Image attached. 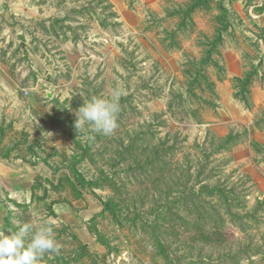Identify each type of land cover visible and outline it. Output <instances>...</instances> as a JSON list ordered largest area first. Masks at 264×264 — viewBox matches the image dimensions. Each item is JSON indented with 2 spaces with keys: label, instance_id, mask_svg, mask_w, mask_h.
Returning <instances> with one entry per match:
<instances>
[{
  "label": "rangeland",
  "instance_id": "rangeland-1",
  "mask_svg": "<svg viewBox=\"0 0 264 264\" xmlns=\"http://www.w3.org/2000/svg\"><path fill=\"white\" fill-rule=\"evenodd\" d=\"M260 1L0 0V160L34 171L0 231L50 220L39 264H264ZM117 85L115 131H77Z\"/></svg>",
  "mask_w": 264,
  "mask_h": 264
},
{
  "label": "clouds",
  "instance_id": "clouds-1",
  "mask_svg": "<svg viewBox=\"0 0 264 264\" xmlns=\"http://www.w3.org/2000/svg\"><path fill=\"white\" fill-rule=\"evenodd\" d=\"M123 90L117 85L109 97L92 96L76 111L75 129L110 135L118 127L120 99ZM10 235L0 231V264H39L46 253L58 252L54 228L50 220L42 223L18 224Z\"/></svg>",
  "mask_w": 264,
  "mask_h": 264
},
{
  "label": "crops",
  "instance_id": "crops-1",
  "mask_svg": "<svg viewBox=\"0 0 264 264\" xmlns=\"http://www.w3.org/2000/svg\"><path fill=\"white\" fill-rule=\"evenodd\" d=\"M262 3L263 0H261L257 6H261ZM256 17L262 20V26L264 27V11L258 12V15H256ZM231 72H233V74L235 75L240 74V71H238V69L236 70L235 68ZM235 101H237V103L241 106L243 110L250 111V108L244 106L241 101H239L238 99ZM247 122H249V126L247 129V132H249L250 134L249 138H251V134H253L254 132H260V134L262 132L264 133V131H260V129L255 126L254 119H248ZM33 177L34 171H24L20 168L10 167L5 162L0 160V227L2 226V224H4V220L7 216L5 213V208H3L2 206L3 198H6L7 196H15L18 195L20 192L28 190L29 186L33 181ZM262 197H264V195Z\"/></svg>",
  "mask_w": 264,
  "mask_h": 264
},
{
  "label": "trees",
  "instance_id": "trees-1",
  "mask_svg": "<svg viewBox=\"0 0 264 264\" xmlns=\"http://www.w3.org/2000/svg\"><path fill=\"white\" fill-rule=\"evenodd\" d=\"M258 8V7H257ZM258 11H264V0H263V3H262V5H261V7H260V9L258 8L257 9ZM204 41H206V39H204ZM211 42V44H210V47L212 48V52H215V53H219L218 55H219V58L223 61V63L225 64V61H224V59H223V56H221V49H219V46H220V44L222 43V39H214V38H212V40L210 41ZM211 53V51H206L205 53H204V55H209ZM218 58V59H219ZM206 59H207V57H206ZM219 59V60H220ZM189 75V74H188ZM195 80V79H194ZM212 93H214L215 94V92H212ZM244 95H246V92H244ZM234 96H235V98L236 99H238L239 101H241L243 104H244V106H246L247 108H250V105L248 104V103H246V100H244L243 99V95L241 94V92H235L234 93ZM256 126V125H255Z\"/></svg>",
  "mask_w": 264,
  "mask_h": 264
}]
</instances>
